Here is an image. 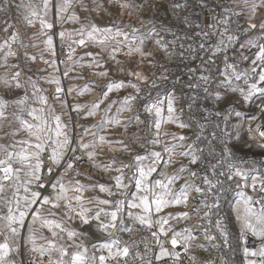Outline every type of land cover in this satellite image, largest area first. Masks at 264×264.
Here are the masks:
<instances>
[{
    "label": "snow or ice",
    "instance_id": "snow-or-ice-1",
    "mask_svg": "<svg viewBox=\"0 0 264 264\" xmlns=\"http://www.w3.org/2000/svg\"><path fill=\"white\" fill-rule=\"evenodd\" d=\"M106 2L121 16L138 13L140 26L97 23L101 11L112 15L104 0H0V264H231L225 248L264 264V173L238 154L250 141L264 150V125L244 118L245 105L264 118V0ZM146 63L159 74L140 71ZM77 68L107 83L65 86L84 78L70 75ZM170 79L163 99L152 98ZM95 88V100L70 102ZM193 120L191 136L165 128ZM133 125L144 126L133 135L146 154L99 160L105 148L135 151L111 131ZM93 230L103 238L89 244ZM196 249L218 255L198 259Z\"/></svg>",
    "mask_w": 264,
    "mask_h": 264
},
{
    "label": "built area",
    "instance_id": "built-area-1",
    "mask_svg": "<svg viewBox=\"0 0 264 264\" xmlns=\"http://www.w3.org/2000/svg\"><path fill=\"white\" fill-rule=\"evenodd\" d=\"M36 2L39 3V0H36ZM104 2H105V7L108 8V11L111 12L112 15L109 16L105 12L101 11L99 15L104 16V23L103 24L109 23L111 21V19L114 18L117 20L124 21L125 23L135 24L137 27L140 26L141 19H140V15L138 13L129 16L127 14V11H125V14L123 16H121L119 14L118 9L115 6H109L107 4L106 0H104ZM137 2H139V0H137ZM163 2H166V0H163ZM3 18L5 19V17H1V15H0V19L3 20ZM2 20H0V21H2ZM18 27H20L22 32L33 31V29L26 28V26H24L23 24H18ZM65 27H66V25H65ZM129 31H130V29H129ZM168 38L170 39L171 37H168ZM148 50L155 51V46L152 43H149L148 44ZM95 51H97V50H95ZM78 54H80V50H78ZM229 55H232V53H229ZM121 58H123V57H121ZM131 59L134 61V60L138 59V57L134 56ZM159 59H161L162 62L166 63L167 66L170 68V70L174 73L184 70L183 65L180 66V69H177L176 64L174 62L166 60L162 56L159 57ZM198 63H199V61H196L193 64V66H195V64H198ZM217 63L219 64V61H217ZM128 66L132 67V64L129 63ZM39 67H43V65H39ZM62 67H63V65H61V68ZM109 67H112V65L110 64ZM83 69L84 70H83V73L81 75L84 77L83 80L85 83H88L89 81H94L96 85H104L107 83V80L97 78V77L91 75L90 71L87 68H83ZM139 70L144 72L146 75H151V72H153V71H155V72H157V74H159V71H160V69L152 68L150 65H147V63L143 67H141ZM51 71H52V69H49V72H51ZM0 74H2V70H1ZM42 75H43V73H42ZM114 78H125V77H123L122 75L117 73L116 77H114ZM182 79L187 80V76L186 75L183 76ZM64 82H66V79L64 80ZM40 83H41L42 87L45 86V85H43V81H41ZM65 86H67V85H65ZM171 86H172V80L170 79L168 82L161 84L159 89H153L152 90V98H155L157 95H159L160 98L163 99L164 94L166 93V91L171 89ZM52 88H53V86H51L49 92H51L53 90ZM5 91H6L5 89L0 87V94L5 93ZM100 91H101V88H98V90L94 91L92 93L90 100H88V102L95 100ZM129 91H131V90H129ZM12 95H15V94L13 93ZM123 95H125V92L121 91L120 93H113L110 98L111 99H119ZM69 100H70V97H69ZM50 102L55 104L54 100H50ZM143 102L144 101H140V104H142ZM181 103H183V101H181ZM137 107H139V104L137 105ZM221 107H223V105H221ZM57 110L59 111V108ZM114 112H115V108H113V113ZM186 112H187V109H186ZM132 114L133 113H125L124 117H127V116L132 115ZM191 115H195L197 119L199 118L198 114L196 112L195 106L193 107ZM253 116H255L257 118V119H255V122L252 124L253 128H255L256 124L264 125V118H260L261 114L259 113V111L253 110L251 112L250 116L246 120L252 121ZM96 119H99V117H97ZM142 119H146L150 123L152 118H151V116H148L147 114H142ZM184 119L187 120L188 116L186 115L184 117ZM80 122L86 123V121H80ZM192 124H193L192 128L184 129V130H180V129L176 128L174 125H166L165 128L169 132H177V133H180L183 135L191 136L193 131H194V128H195V120L192 121ZM143 127H144L143 125H139V126L133 125V127L130 128L127 132H123L122 128L111 129L112 132L117 133V135L112 137V138L123 139L126 143L130 144L132 146V148L135 149V151L132 152L131 154H127V153H123V152H119V151L113 153V152H110L107 148H105L104 149V155L99 157V160H104V159H106V157L114 155L118 158V160L130 161L131 157L136 155L137 153L146 154L145 149L141 148L139 146V143L135 141V136L133 135L134 132H136L138 129L143 128ZM242 134L245 136L246 139L249 138L246 131ZM140 135H144V133L140 132ZM250 142L252 144H255V141H250ZM240 146L243 148V152L238 153V154L244 155L246 153L247 154L246 159H248L250 161L254 160L256 162V169H257L256 174L257 175L264 173V156H257L253 152L246 151V149L244 148L245 147L244 145L241 144ZM152 148H153L152 145H148L149 150H151ZM155 150H160V147L156 146ZM83 170L90 172L91 175H93L100 182L111 183V181H109V179H108V176L111 174H104V173L100 172L99 170L92 169L88 165H85ZM171 170L172 169L170 168L169 171L171 172ZM129 175H130V173H129ZM179 183H182V181ZM177 186H179V185H177ZM132 191L134 192V189H132ZM100 195H103V194H100ZM193 196H195V193H193ZM197 202L198 201H196L195 199H191L189 201V208L186 210L191 211L192 206L195 205ZM175 210L176 209H169L168 211H175ZM179 210H185V209H179ZM133 211H137V210H133ZM224 213H228V215L230 217L232 216V214L229 212L227 207L224 208ZM224 213H222V214H224ZM197 219H198L197 217L193 216L192 220L188 221L187 223H194ZM172 223L175 224L176 222L173 221ZM184 226H185L184 223H180L177 225L176 230H179L180 228H183ZM229 226H230L232 232L235 234L236 228L231 223ZM121 235L123 236L124 239L128 238L127 234L121 233ZM140 235L141 236H148L150 234L146 231H141ZM102 238H103L102 235L100 233L96 232L95 236H91V234H90L89 240L87 242L90 244L91 242L98 240V239H102ZM141 250H143V245H141ZM223 252L225 254V259H229L231 263L234 262V264H243V257H242V255L238 249L234 250V251H229V249L225 248V249H223ZM195 255L198 257V259L208 260V259H215L218 254L212 249H209V251H207V252H205L203 249H196ZM217 264H219V261H217Z\"/></svg>",
    "mask_w": 264,
    "mask_h": 264
},
{
    "label": "rangeland",
    "instance_id": "rangeland-1",
    "mask_svg": "<svg viewBox=\"0 0 264 264\" xmlns=\"http://www.w3.org/2000/svg\"><path fill=\"white\" fill-rule=\"evenodd\" d=\"M226 2H228V0H226ZM0 15H1V17H4L3 14H0ZM99 17H100V18H98V19L96 20V22L99 23V24H102V25H103V23H104V16L99 15ZM0 20H2V19H0ZM3 20H4V18H3ZM3 20H2V21H3ZM72 27H73L72 24H67V25H66V28H72ZM0 35H2V33H0ZM93 50H94V51H95V50L98 51V49H93ZM83 70H84V69L77 68L76 71L73 72V73H70V75H76L77 73H79V74L81 75V74L83 73ZM0 72H1V70H0ZM57 75H59V74L57 73ZM63 83H64L65 85H67V86H68V85L83 86V85L86 84V83L84 82L83 79H78V80H68V79H66V82L63 81ZM43 85H45V86H43V87H45V88H47V89L50 90L51 85H48V84H46V83H44V82H43ZM52 89H53V88H52ZM96 90H98V88H95L94 91H96ZM94 91H93V92H94ZM93 92H92V93H93ZM92 93H91V94H86V95L83 96V97H76V94L73 93L72 96L70 97V102H72V101H74V100H79V102H88V100H90V98H91V96H92ZM244 110H245V117H244V118L247 119V118L250 116V114H251V112L253 111V109H252V108H249L248 105H245V106H244ZM87 122H91V121H87ZM0 142H3V141H0ZM244 148L246 149V151L253 152V153H255L257 156H264V150H262V149L256 147L255 144H252V147H251L250 149H249L247 146H245ZM245 149H244V150H245ZM92 194H93V193H91V192L86 193L87 196H90V195H92ZM86 230H87V229H86ZM90 234H91V236H95V235H96V232H94V230H93Z\"/></svg>",
    "mask_w": 264,
    "mask_h": 264
},
{
    "label": "trees",
    "instance_id": "trees-1",
    "mask_svg": "<svg viewBox=\"0 0 264 264\" xmlns=\"http://www.w3.org/2000/svg\"><path fill=\"white\" fill-rule=\"evenodd\" d=\"M231 264H234V262H232Z\"/></svg>",
    "mask_w": 264,
    "mask_h": 264
}]
</instances>
